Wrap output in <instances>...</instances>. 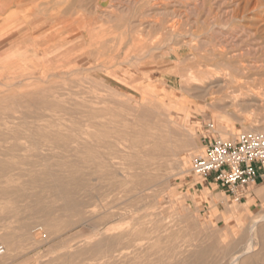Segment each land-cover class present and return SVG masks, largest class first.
<instances>
[{"label":"rangeland","instance_id":"obj_1","mask_svg":"<svg viewBox=\"0 0 264 264\" xmlns=\"http://www.w3.org/2000/svg\"><path fill=\"white\" fill-rule=\"evenodd\" d=\"M101 1L25 0L4 20L57 25L45 55L0 60V264H264V199L213 226L185 186L203 135L264 133V0Z\"/></svg>","mask_w":264,"mask_h":264},{"label":"crops","instance_id":"obj_2","mask_svg":"<svg viewBox=\"0 0 264 264\" xmlns=\"http://www.w3.org/2000/svg\"><path fill=\"white\" fill-rule=\"evenodd\" d=\"M12 8L13 7L9 5L8 0H0V60L5 62L8 61L7 63L10 65L12 62L11 60L14 59L13 56L16 54L17 50L20 52L23 50L29 51L31 54L34 53V55L38 57L45 55V52L51 48V42L54 40L53 38H55L56 35L55 31L53 30L54 28L49 29L53 24L42 28L40 24H38L40 20L34 18L32 23L30 22L27 25H23L18 30H15L14 28H11L7 31L1 30L4 25V20L9 15V13H11ZM69 47L74 48L75 46L74 44H71ZM67 54L68 52L66 51L62 52L61 56L57 57L54 55L50 57L49 60L53 64H59L63 60L65 61L70 58L67 56ZM209 127L210 126H208V128ZM202 139L203 146L213 140L208 134L203 135ZM196 178L197 181L190 182V180H187L188 184H185V186L190 192H194L196 194L199 192L197 194L198 197H204L208 200V204L203 206L207 208V217L213 226L214 224L225 222L230 224L228 225V228H232L242 223L251 222V219L257 215V212L255 211L257 209L256 207L257 205H260L259 202L261 199H264V189L255 188L261 184L260 182H255L245 187L246 189L244 191L242 200L233 204V202L230 200L231 196L228 195L226 190L218 183L214 182L210 178ZM226 195L230 199H226V204L223 205L221 203L220 206L217 203L218 198L225 197ZM212 204L215 206L214 209H216L217 212L219 211L218 215H213Z\"/></svg>","mask_w":264,"mask_h":264},{"label":"built area","instance_id":"obj_3","mask_svg":"<svg viewBox=\"0 0 264 264\" xmlns=\"http://www.w3.org/2000/svg\"><path fill=\"white\" fill-rule=\"evenodd\" d=\"M190 171L199 178L211 177L233 202H240L245 187L264 183V133L240 132L232 141L213 139L192 159ZM3 251L0 246V255Z\"/></svg>","mask_w":264,"mask_h":264},{"label":"bare ground","instance_id":"obj_4","mask_svg":"<svg viewBox=\"0 0 264 264\" xmlns=\"http://www.w3.org/2000/svg\"><path fill=\"white\" fill-rule=\"evenodd\" d=\"M16 1V2H15ZM10 0V2H9V5L10 6H13V7H16V8H18L19 7V4H21V3H23V2H25V0ZM76 1V0H75ZM98 1H100V2H102L101 0H98ZM110 1V0H109ZM113 1V0H112ZM73 2V1H72ZM106 2V1H105ZM116 2V1H115ZM137 2V1H136ZM74 3V2H73ZM104 3V2H103ZM122 3V2H121ZM23 4H25V3H23ZM102 4V3H101ZM112 4V3H111ZM161 4V3H160ZM107 5V4H106ZM115 5V4H114ZM190 5V4H189ZM103 6H105V5H103ZM96 7H98L97 6V4H96ZM101 7V6H100ZM99 7V8H100ZM111 8V7H110ZM10 9H11V7H10ZM13 9V8H12ZM102 9V8H101ZM104 9H107V8H104ZM14 10V9H13ZM16 11V10H15ZM172 11V10H171ZM190 11V10H189ZM19 12V11H18ZM131 12V11H130ZM181 12V11H180ZM185 12V11H184ZM32 13V12H31ZM147 13V12H146ZM173 14H176L175 13V11H173L172 12ZM178 13V12H177ZM3 14V13H2ZM14 14H16V13H14ZM21 14V13H20ZM179 14V13H178ZM28 16H29V14H28ZM33 16H37V15H33ZM105 16V15H104ZM178 16V15H177ZM23 17V16H22ZM167 17V16H166ZM30 18H31V16H30ZM157 18V17H156ZM24 19H25V17H24ZM77 19V18H76ZM176 19V18H175ZM178 19V18H177ZM26 20V19H25ZM29 20V19H28ZM32 20V19H31ZM129 20V18L127 19V21ZM152 20V19H151ZM68 20H63V22H61V23H65V22H67ZM21 22V21H20ZM30 23V22H29ZM32 23V22H31ZM138 23V22H137ZM140 23V22H139ZM170 25L168 26L169 27V29L173 32V33H177L178 31H179V27H178V22L176 21V20H171L170 21ZM10 24V23H9ZM15 24V23H14ZM16 25V24H15ZM57 25V24H56ZM56 25L55 26H53L52 25V27L51 28H49V29H53L54 27H56ZM59 25V24H58ZM159 26V25H158ZM21 28V27H20ZM73 28H74V26H73ZM72 29V28H71ZM184 30V29H183ZM27 31V30H26ZM22 32V31H21ZM39 32V31H38ZM15 34V33H14ZM31 34V33H30ZM29 35V34H28ZM27 35V36H28ZM11 36V35H10ZM30 36V35H29ZM173 36H174V34H173ZM179 36H181V35H179ZM178 36V37H179ZM12 38V37H11ZM13 39V38H12ZM24 39V38H23ZM143 40H144V38H142ZM15 40V39H14ZM17 41V40H16ZM9 42V41H8ZM143 42V41H142ZM150 43V42H149ZM8 44V43H7ZM133 44V43H132ZM23 45V44H22ZM30 45V44H29ZM15 46V45H14ZM185 47V46H184ZM231 46H229V48H230ZM219 48V47H218ZM222 48V47H221ZM223 48H224V46H223ZM228 48V49H229ZM179 49H180V47H176V48H173V49H170V51H172L173 53H175V55L176 56H178V54L180 53V51H179ZM183 49V48H182ZM209 49V48H208ZM214 49H215V47H214ZM233 49H235V47L233 48ZM184 50V49H183ZM211 50V49H210ZM50 51H52L51 49H50ZM188 51H189V49H188ZM231 51V50H230ZM183 52V51H182ZM21 52L20 51H16V55H19ZM218 53L220 54V55H222V57L223 56H226L225 55V51L223 50V49H221V50H218ZM232 53V52H231ZM183 54V53H182ZM237 54V53H236ZM172 55V54H171ZM197 55V54H196ZM231 55V54H230ZM240 57L242 56V54H240L239 55ZM239 56L238 55H233L232 57H229L228 58V62H227V64H228V66L229 67H225L224 68V70H230L231 68H230V66L232 65L231 64V61L232 60H234V59H236L237 57H238V59H239ZM38 57V56H37ZM195 57V56H194ZM199 57V56H198ZM201 57V56H200ZM213 57V56H212ZM215 57V56H214ZM216 57H217V55H216ZM181 58V57H180ZM210 58V57H209ZM204 59H206V58H204ZM242 59V58H241ZM18 60V59H17ZM20 60V59H19ZM208 60H213V59H208ZM243 60V59H242ZM251 60V59H250ZM16 61V60H15ZM227 61V60H226ZM177 62V61H176ZM214 62V61H213ZM251 62H252V60H251ZM222 63V62H221ZM224 63V62H223ZM101 66V65H100ZM203 66V65H202ZM244 66V65H243ZM242 66V67H243ZM232 67V66H231ZM180 68V67H179ZM208 68H210V67H208ZM227 68H230V69H227ZM244 68V67H243ZM184 69V68H183ZM255 69V68H254ZM181 70V69H180ZM185 70H186V68H185ZM183 73V72H182ZM186 73V72H185ZM214 74H216V72L213 70H210V69H207V68H205L204 70H197V71H191L190 69H189V71H187V74H185V75H182V78H184V80H186V82L187 83H192V82H201V83H203L204 82V80L205 81H207L208 79H211L213 76H214ZM231 74V73H230ZM231 77V76H230ZM65 78V77H64ZM70 79V78H69ZM234 79V78H233ZM223 80V79H222ZM70 81H71V79H70ZM215 82V83H214ZM214 82H211V84H214L215 86H223V85H225V83L222 81V83H219V81H215L214 80ZM186 83V84H187ZM213 85V86H214ZM28 91V90H27ZM29 92V91H28ZM32 92V91H31ZM256 93V92H255ZM254 93V94H255ZM257 94H259V93H257ZM257 96V95H256ZM256 98V97H255ZM259 99V98H258ZM264 100V99H263ZM148 101V100H147ZM149 102V101H148ZM148 102H147V104H148ZM252 102V101H251ZM254 102V101H253ZM258 102V101H257ZM256 102V103H257ZM255 103V102H254ZM146 104V105H147ZM249 114V113H248ZM148 115V114H147ZM140 116V115H139ZM149 116H151V115H149ZM248 118V117H247ZM151 119V118H150ZM168 119V118H167ZM187 138V137H186ZM183 146V145H182ZM182 146H180L179 147V149L181 150V148H182ZM162 148V147H161ZM159 156H161V154H158ZM163 155V154H162ZM172 155H176V153L173 151L172 152ZM157 156V155H156ZM181 159V158H180ZM181 161V160H180ZM179 164V163H178ZM129 186V185H128ZM126 188V187H125ZM80 212V211H79ZM264 218V215L263 216H261L258 220H255L254 221V223H253V225H252V228L251 229H253L254 228V226H255V224L256 223H258L260 220H262ZM250 243H252V242H250ZM252 247V246H251ZM250 246H248V248H247V250H250V248H251ZM245 250V249H244ZM244 252H247L246 250L244 251ZM238 254V253H237ZM241 255V254H240ZM238 257H239V255L238 256H236V259H235V264H236V262H237V260H238Z\"/></svg>","mask_w":264,"mask_h":264}]
</instances>
